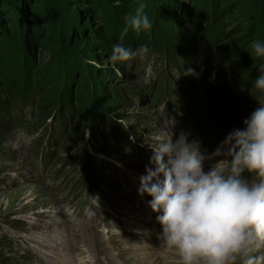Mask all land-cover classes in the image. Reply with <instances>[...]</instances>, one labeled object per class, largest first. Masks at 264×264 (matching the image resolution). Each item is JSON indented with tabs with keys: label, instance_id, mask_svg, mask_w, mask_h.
Returning <instances> with one entry per match:
<instances>
[{
	"label": "rangeland",
	"instance_id": "374dc122",
	"mask_svg": "<svg viewBox=\"0 0 264 264\" xmlns=\"http://www.w3.org/2000/svg\"><path fill=\"white\" fill-rule=\"evenodd\" d=\"M141 2L152 29L121 40ZM159 39L193 58L166 59ZM256 40L264 0H0V264L149 262L162 229L139 188L156 138L175 121V138L190 133L211 155L244 129V101L253 111L264 101ZM115 44L149 53L112 62ZM94 116L114 123L118 145L106 127L92 148ZM87 174L100 191L81 185ZM163 252L162 264H178Z\"/></svg>",
	"mask_w": 264,
	"mask_h": 264
},
{
	"label": "clouds",
	"instance_id": "9594fccd",
	"mask_svg": "<svg viewBox=\"0 0 264 264\" xmlns=\"http://www.w3.org/2000/svg\"><path fill=\"white\" fill-rule=\"evenodd\" d=\"M146 7L141 2L126 15L121 40L129 30L152 29ZM251 48L264 58V42L256 40ZM148 53L147 45L132 50L116 44L109 59L127 62ZM259 73L254 87L264 93V67ZM185 75L198 74L189 68ZM167 123L151 146L139 188L141 196L152 198L160 245L174 250L178 264H264V101L244 129L229 133L211 155L201 151L199 140L189 139L190 133L175 138V121ZM85 136L90 137L88 129Z\"/></svg>",
	"mask_w": 264,
	"mask_h": 264
},
{
	"label": "trees",
	"instance_id": "16d2710c",
	"mask_svg": "<svg viewBox=\"0 0 264 264\" xmlns=\"http://www.w3.org/2000/svg\"><path fill=\"white\" fill-rule=\"evenodd\" d=\"M160 41L162 42V39H159L157 41V50L158 51L160 50L159 53L162 56L166 57V59L168 57V54L167 53L169 52L170 49L171 50L175 49L176 50V53H178L182 57V60L184 59V57H187V58L192 57L193 58V56H194L185 47H179V46L173 47V45L172 46H167L165 44V42H162V44H161ZM251 100H252V98L251 99L249 98V99L245 100L244 103H243V107H244L243 112L245 113V115H248V114H251V112H254L253 111V108H254L253 103H254V101H251ZM249 101H250V103H249ZM65 107L67 108V104L65 105ZM3 110L5 112H7V108L6 107ZM103 119L106 121V119L103 116L100 119L98 118V116H94L93 117L94 130H93L92 134H90V139L89 140H90V142L92 144V148L94 150H96V152H99V151H97V148H96L98 142L99 143L100 142H104L103 139L105 137V133H106L105 128L106 127L109 128L110 130L111 129H114L112 131V135H111V141H110L111 146L112 145H118L119 140H120L119 135H118L119 133H116V134L113 133L115 131V129L117 130V127L114 126V123L113 122H110V121L105 122ZM63 123H65V122H62V125L61 126H63ZM103 128H104V130H103ZM98 138H99V140H98ZM126 143H128V141ZM49 157H50V154H49L48 158ZM81 185L83 187H88V188H90V187L98 188L97 187L98 186L97 185V181H96L94 175L92 177L91 176H88V174L85 175V177L81 179Z\"/></svg>",
	"mask_w": 264,
	"mask_h": 264
},
{
	"label": "bare ground",
	"instance_id": "6f19581e",
	"mask_svg": "<svg viewBox=\"0 0 264 264\" xmlns=\"http://www.w3.org/2000/svg\"><path fill=\"white\" fill-rule=\"evenodd\" d=\"M99 238H100V234H99ZM68 246H69V243L64 245V247L67 248V249H68ZM158 249L159 248L154 247L153 250H150L149 252H147V253L150 254V256L148 257V261L149 262H147V260L145 258H143L142 259V261H143L142 264H162L161 262H163V261L161 260V258L159 256H164L165 257V254H164L163 251L162 252H159ZM51 252H53V251H51ZM56 256H58V255H56ZM70 259L72 260V258H70Z\"/></svg>",
	"mask_w": 264,
	"mask_h": 264
}]
</instances>
